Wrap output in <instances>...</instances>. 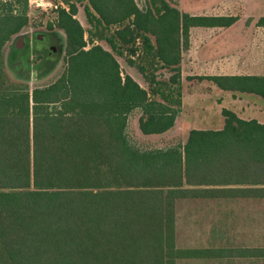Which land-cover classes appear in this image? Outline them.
Listing matches in <instances>:
<instances>
[{
	"label": "trees",
	"instance_id": "obj_1",
	"mask_svg": "<svg viewBox=\"0 0 264 264\" xmlns=\"http://www.w3.org/2000/svg\"><path fill=\"white\" fill-rule=\"evenodd\" d=\"M87 2L90 40L109 50L85 49L75 5L57 9L64 71L29 91L7 77L11 60L3 55L27 24V0H0V264H176L222 257L223 249L176 246V202L264 199V124L222 109V129L190 130L184 144L152 150L132 145L126 129L138 109L140 135L171 132L190 30L228 28L238 19L190 16L167 0H148L144 8L135 0ZM255 25L264 27V17ZM116 56L147 89L122 76ZM147 66L170 76L158 79L157 69ZM197 79L264 100V75ZM230 251L233 258L264 259V248Z\"/></svg>",
	"mask_w": 264,
	"mask_h": 264
},
{
	"label": "rangeland",
	"instance_id": "obj_2",
	"mask_svg": "<svg viewBox=\"0 0 264 264\" xmlns=\"http://www.w3.org/2000/svg\"><path fill=\"white\" fill-rule=\"evenodd\" d=\"M171 4L175 3L174 0H167ZM178 9L182 13H191V0H178ZM139 8H144L148 0H135ZM37 4H43L45 6L37 7ZM48 4V5H47ZM75 5L77 8V14L74 17L84 29V41L86 43L85 49H89L92 45H100L104 49L109 50V47L105 42L97 40L92 37L90 40L89 32L94 30L86 22L84 15V7L88 4L87 0H27V24L18 33L12 36V38L5 44L3 48V55L7 57L8 49L10 44L15 37H18L22 33H27L35 30H42L44 28L55 27L56 11L57 9L68 10L69 5ZM263 4V5H261ZM17 8V6H16ZM239 8V7H238ZM264 14V3H259V15ZM256 21L249 19L246 25H255ZM245 24V23H244ZM50 26V27H49ZM254 31V29L249 30ZM61 33H63L60 30ZM219 31L211 30H193L190 36V47L183 52L181 55L180 73L182 79V91L186 97H192L191 100L186 98L187 106L184 109L179 108L177 116L176 128L171 132L166 133L164 136H150L145 137L139 134L136 126L138 117L140 116V111L134 110L128 117L126 135L129 142L140 150H152V149H165L170 147H175L185 143L187 138V132L189 129L195 127L213 129L219 128L221 126L220 119H222L221 114H219V108L217 106L218 95L216 90L214 91L213 84L207 80H198L197 77L215 74L223 72L224 67L213 68L209 64H204L202 61L198 63V47L197 43L199 41L207 40L208 37L217 34ZM243 38L234 34H229L226 43H222L221 40L217 42L219 50L215 49L213 55H229L226 60H222L220 65H225L227 68L226 72L231 74H264V45L261 43L264 39V32L259 31V65L257 64V59L255 57V32L244 33ZM93 41V42H92ZM243 43V45L241 44ZM224 46V47H222ZM262 47V49H260ZM201 51V50H200ZM238 55H246L243 60H240ZM232 56V57H230ZM65 53L61 54L59 64L54 68L49 74L41 73L36 77V79H29L25 81V71L13 70L12 68L5 69L7 77L12 81H22L27 84L29 91H31L36 86H44L46 84L54 81L63 71L65 67ZM231 58V60H230ZM116 59L120 64L122 71V76L124 74H129L141 87L147 89V84L142 82L141 76L132 67H128L125 64L123 58L117 57ZM34 62V60L32 61ZM219 62L214 65H219ZM200 64V65H198ZM213 65V66H214ZM230 65V67H228ZM156 70V75L158 79L166 80L169 78L170 74L167 70L160 69L158 67L150 68L147 66V71L154 72ZM45 77H42L44 76ZM236 98V95L240 97V101L237 102V106H232L233 100L227 96L226 108L228 110H235L242 114L245 118L254 119L258 118L264 121V101L261 99H256L253 96H246L240 93H231ZM250 100L256 102L258 105L248 107L247 102ZM157 99V98H155ZM220 102V101H218ZM232 108V109H231ZM203 111V112H201ZM242 112V113H241ZM205 113V114H204ZM211 129V130H212ZM210 207V206H209ZM208 206H191L187 210L186 214L192 218L200 219L198 226V235L202 234V239L208 234L207 240L201 241L196 239V244L198 246H227L232 247H257L264 248V199L252 202L251 204H233V206H227V204L222 205L219 209L209 208ZM179 212H182L180 210ZM202 229V231H201ZM204 229V230H203ZM212 235V236H211ZM209 236L212 238L209 239ZM243 263V262H240ZM258 264H264L263 260H258Z\"/></svg>",
	"mask_w": 264,
	"mask_h": 264
},
{
	"label": "crops",
	"instance_id": "obj_3",
	"mask_svg": "<svg viewBox=\"0 0 264 264\" xmlns=\"http://www.w3.org/2000/svg\"><path fill=\"white\" fill-rule=\"evenodd\" d=\"M175 1V6L178 8V0ZM192 6H191V13L186 12V14L190 16H197V17H232V18H237L238 20L230 27L228 28H192L190 30V36L193 32V30H211V31H219L217 34L210 36L207 38V40L204 41H199L197 44L199 53H198V63L202 61L204 64H209L213 68L216 66L217 67H224L223 72H217L215 74H209V75H204V76H214V75H264V74H231L225 71L227 66L225 63L223 65L221 64L222 60H226L229 58V55H223L220 57V55H213V51L215 49L219 50V44L226 43L227 36L229 34H234L236 33L240 37L243 38V34L247 32H255L256 33V39H255V50H256V59H257V64L259 65V31L264 32V27H259L256 25H246V22L249 21V19H253L256 22L259 20V18L264 17V14L259 15V3H264V0H191ZM263 5V4H261ZM239 7V8H238ZM185 13V12H184ZM245 23V24H244ZM254 29V31H249ZM189 37V41H190ZM221 40L219 44L217 42ZM262 40V44L264 45V39ZM243 45V43H241ZM189 47H190V42H189ZM221 47V46H220ZM224 47V46H222ZM262 49V47L260 48ZM201 50V51H200ZM183 54V53H182ZM240 60H243L246 55H238ZM232 57V56H230ZM261 58L263 59L264 56L261 55ZM182 60V59H181ZM231 60V58H230ZM264 61V60H263ZM219 62V65H214ZM181 64V63H180ZM262 65L264 63L261 62ZM200 65V64H198ZM214 65V66H213ZM230 67V65L228 66ZM200 77V76H199ZM212 83V82H211ZM213 84V83H212ZM182 79H181V87H182ZM183 88V87H182ZM214 91L216 90V94L219 96L218 99L215 101L217 102L219 114H221L222 109H228L226 108L227 104V96L229 98H232V106H237V102L240 101V97L236 95V98L232 97L233 95L231 94L232 92L228 91H222L218 89L214 84H213ZM246 96H253V95H247ZM256 99H260L257 96H253ZM186 98H189V100L192 99V97H186V95L181 92V109H184L187 104H186ZM262 100V99H261ZM220 101V102H218ZM244 101L247 102V106H257L258 104L256 102L246 100L244 98ZM264 101V100H263ZM232 109V108H231ZM231 111V110H230ZM203 112V111H201ZM232 112H234L239 118L243 120H251L249 118H245L240 114L239 112L235 111L232 109ZM242 113V112H241ZM205 114V113H204ZM222 117V116H221ZM257 122L264 124V121L259 120L258 118H254ZM221 126L219 128H211L212 130H220L223 127V117L220 119ZM177 121L175 122L174 128H176ZM173 128V129H174ZM207 128H201V127H195L190 130H211ZM187 132V133H188ZM258 200H253V199H241V200H218V199H193V200H180L176 202V220H175V239H176V246L179 249H223L225 250L223 253V256L220 258H209V259H186V260H179L176 262V264H258V259L257 258H241V257H232L235 254L231 253V249H236V248H243V247H232L230 245L227 246H198L196 244V239L201 241L200 238L202 239V234L198 235V224L200 223V219H196L195 217L192 218L186 214L187 210L191 208V206H197V208H201V206H210L209 208H215L219 209L220 206L227 204V206H233V204H251L252 202L257 203ZM182 210V212H179ZM204 230V229H203ZM202 231V229H201ZM212 236V235H211ZM209 236V239L212 238ZM208 234L203 237L204 240H207ZM202 239V240H203ZM250 248H257V247H250ZM243 262V263H240Z\"/></svg>",
	"mask_w": 264,
	"mask_h": 264
},
{
	"label": "flooded vegetation",
	"instance_id": "obj_4",
	"mask_svg": "<svg viewBox=\"0 0 264 264\" xmlns=\"http://www.w3.org/2000/svg\"><path fill=\"white\" fill-rule=\"evenodd\" d=\"M65 45L64 34L58 28L47 27L15 37L10 44L7 57L11 60L12 69L25 71V81H29L36 79L38 74L47 75L56 68L61 54L65 53Z\"/></svg>",
	"mask_w": 264,
	"mask_h": 264
},
{
	"label": "built area",
	"instance_id": "obj_5",
	"mask_svg": "<svg viewBox=\"0 0 264 264\" xmlns=\"http://www.w3.org/2000/svg\"><path fill=\"white\" fill-rule=\"evenodd\" d=\"M42 6H45V5H43V4H37V7H42Z\"/></svg>",
	"mask_w": 264,
	"mask_h": 264
},
{
	"label": "water",
	"instance_id": "obj_6",
	"mask_svg": "<svg viewBox=\"0 0 264 264\" xmlns=\"http://www.w3.org/2000/svg\"><path fill=\"white\" fill-rule=\"evenodd\" d=\"M49 46H51V44H49ZM50 48H52V47H50Z\"/></svg>",
	"mask_w": 264,
	"mask_h": 264
}]
</instances>
